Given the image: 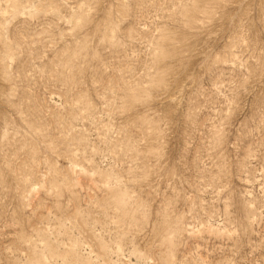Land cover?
Here are the masks:
<instances>
[{
	"label": "rangeland",
	"instance_id": "obj_1",
	"mask_svg": "<svg viewBox=\"0 0 264 264\" xmlns=\"http://www.w3.org/2000/svg\"><path fill=\"white\" fill-rule=\"evenodd\" d=\"M0 264H264V0H0Z\"/></svg>",
	"mask_w": 264,
	"mask_h": 264
}]
</instances>
